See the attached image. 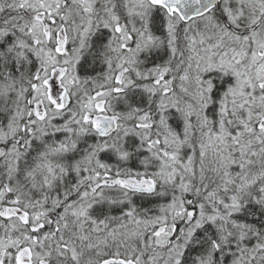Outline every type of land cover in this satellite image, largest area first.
Instances as JSON below:
<instances>
[{
	"label": "snow or ice",
	"instance_id": "snow-or-ice-1",
	"mask_svg": "<svg viewBox=\"0 0 264 264\" xmlns=\"http://www.w3.org/2000/svg\"><path fill=\"white\" fill-rule=\"evenodd\" d=\"M0 264H264V0H0Z\"/></svg>",
	"mask_w": 264,
	"mask_h": 264
}]
</instances>
